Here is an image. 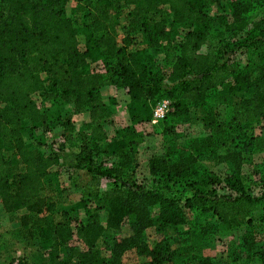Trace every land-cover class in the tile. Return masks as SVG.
Segmentation results:
<instances>
[{"label": "trees", "instance_id": "trees-1", "mask_svg": "<svg viewBox=\"0 0 264 264\" xmlns=\"http://www.w3.org/2000/svg\"><path fill=\"white\" fill-rule=\"evenodd\" d=\"M221 1L76 0L74 10L84 20L78 27L68 13V0H0V203L18 217L27 237L39 240L48 257L42 264H123L124 254L134 249L148 259L143 264H216L197 250L203 229L189 235L187 244H180L179 235L164 237L149 251L142 236L152 226L184 224L183 210L216 219L224 231L251 228L258 211L264 223V179L253 184L239 174H211L195 165L194 153L200 150L181 149L180 162L170 166L151 157L147 187L134 171L121 175L139 162L144 135L136 126L151 123L161 100L173 108L165 117L187 120L191 107L209 106L204 123L214 133L259 123L264 134V2L249 18L224 21V31L213 33L205 9L218 8ZM124 12L126 35L119 42L115 31ZM171 25L180 31L175 34ZM136 31L147 48L162 55L160 63L145 49H133ZM228 33L237 34V40L228 42ZM105 86L122 88L129 97L130 124L112 140L105 123L115 101L102 96ZM38 96L72 105L77 114L87 112V136H76L59 112L40 109ZM234 97L238 104L230 107ZM214 106L228 109L226 122H218ZM26 122L31 131L42 133L66 125L71 135L67 146L31 147L23 137ZM7 152H14L21 168L6 158ZM112 157L117 164L106 167L104 161ZM56 167L72 174L86 171L82 188L88 198L103 203L105 224L89 207L76 231L55 220V204L41 192ZM52 176L56 181L57 174ZM104 180L113 187L102 192ZM257 185L261 190L255 194ZM176 186L181 192L171 191ZM183 191L190 196L175 198ZM155 205L160 214L153 220ZM73 238L83 249L63 259L61 251ZM103 238L113 243L108 258L97 248ZM230 264H264V239L257 243L248 234L238 239Z\"/></svg>", "mask_w": 264, "mask_h": 264}, {"label": "rangeland", "instance_id": "rangeland-1", "mask_svg": "<svg viewBox=\"0 0 264 264\" xmlns=\"http://www.w3.org/2000/svg\"><path fill=\"white\" fill-rule=\"evenodd\" d=\"M264 0H222L221 5L216 7L207 6L205 11L210 17L213 33L224 31L222 23L228 21H242L249 18L262 5ZM233 3L235 6L230 7ZM76 0H68V13L71 15L75 26H81L84 22L83 17L74 10ZM126 13L124 12L120 26L116 29L115 35L119 42L125 37ZM175 34L180 30L176 26H170ZM133 49H145L147 54L153 55L157 63L161 62L162 55L147 48V40L140 32L134 33ZM228 42L237 40V34L228 33ZM99 68V66H98ZM104 98H113L115 104L110 108V117L105 123V129L110 140L115 137L116 131L130 124L128 115L129 97L126 90L114 86H105L101 89ZM239 97H234L232 105H237ZM37 105L40 109L59 112L64 122L68 119L73 126L74 133L78 137L87 136L90 130V117L87 112L77 114L73 106L63 103L60 100H50L45 96L37 97ZM225 106H214V112L217 114L218 122L224 123L228 118ZM189 118L173 119L165 117L157 124L147 123L136 126V130L143 133L144 139L142 148L138 157L139 162L132 163L125 172L134 171L137 181L143 186H148L149 180V160L156 157L157 160L165 162L166 166L180 162L178 154L181 149H197L199 153L196 156L195 165L202 166L211 174L220 178H225L229 174H239L243 182L255 183L264 179V134L261 132L260 124H252L241 127H233L229 132L222 130L214 133L212 127H207L204 119L210 112L209 106L191 107ZM170 107L168 113H172ZM167 113V114H168ZM30 123L26 122V131L23 134L25 142L31 147L45 145L51 149H61L67 146L71 135L66 131V125L58 127L50 132L42 133L40 131H31ZM216 132V131H215ZM6 158L14 165L21 168L20 162L14 152H7ZM106 167L117 164L116 157L108 158L104 161ZM136 165V167H135ZM135 167V168H134ZM57 174V180L52 175ZM50 178V179H49ZM45 183V188L41 196L55 204V220L57 222H66L76 231L77 227L86 222V210L88 207L96 210L102 224H105L106 210L103 203L99 200L88 198V191L82 188L88 181V174L85 170L79 173L65 172L57 167L52 169ZM262 185V184H261ZM261 185L252 187L253 192L258 194ZM113 182L103 181L100 190L102 192L112 189ZM179 187H173L172 192L180 190ZM180 196L175 194V198L180 200L190 196V193L183 191ZM183 203L180 205L182 206ZM182 218L184 224L173 227L171 225L159 229L152 226L144 232L141 244L144 248L150 249L162 240L168 237L173 240L179 235L180 244H187L190 241L189 235L199 234L203 229L204 235L198 246L201 255L211 258L216 264H230L234 246L238 239L244 238L246 234L254 238L257 243L262 242L264 234V223L261 221L263 214L258 211L255 221L250 227H241L231 231H224L216 219L211 217H202L198 211L190 212L183 210ZM160 214V207L155 205L150 209V216L156 220ZM196 225V226H195ZM198 226V227H197ZM195 229L197 231H195ZM127 226L123 228L122 235L126 236ZM116 237V233H114ZM191 242V241H190ZM112 242L105 238L99 240L97 248L101 254L108 258ZM39 240L27 237L20 229L19 219L14 214L6 213L0 203V264H42L47 260L45 251L40 249ZM75 248L83 249L78 238H73L61 251L63 259H69L71 250ZM147 258L142 253L129 250L124 254L123 264H143Z\"/></svg>", "mask_w": 264, "mask_h": 264}, {"label": "built area", "instance_id": "built-area-1", "mask_svg": "<svg viewBox=\"0 0 264 264\" xmlns=\"http://www.w3.org/2000/svg\"><path fill=\"white\" fill-rule=\"evenodd\" d=\"M170 108V102L168 100H161L153 109L152 115V124H157L159 121H162L167 115Z\"/></svg>", "mask_w": 264, "mask_h": 264}]
</instances>
